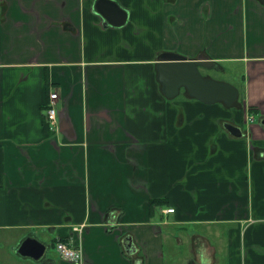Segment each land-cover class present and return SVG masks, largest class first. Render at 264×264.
<instances>
[{
	"label": "crops",
	"instance_id": "crops-1",
	"mask_svg": "<svg viewBox=\"0 0 264 264\" xmlns=\"http://www.w3.org/2000/svg\"><path fill=\"white\" fill-rule=\"evenodd\" d=\"M95 1L0 0V232L82 253L55 264H264V0H113L119 27ZM165 52L243 65L260 123L167 98Z\"/></svg>",
	"mask_w": 264,
	"mask_h": 264
},
{
	"label": "water",
	"instance_id": "water-1",
	"mask_svg": "<svg viewBox=\"0 0 264 264\" xmlns=\"http://www.w3.org/2000/svg\"><path fill=\"white\" fill-rule=\"evenodd\" d=\"M94 7L102 16L105 26H123L128 20V11L116 1L97 0ZM215 66L216 64L205 55L188 59L173 52L161 54L159 56L158 72L166 97L173 99L181 91H186L190 98L207 105L223 103L226 107L231 108L239 99V90L226 82L207 78L202 73V70L211 69ZM261 123L264 125V120ZM225 128L233 136L243 137V131L240 127L232 123H226ZM125 247L129 252L136 251L133 247V237H127ZM50 248H52L51 244H45L36 238L28 237L22 241L16 252L23 258L40 261ZM53 259H50L49 264H55Z\"/></svg>",
	"mask_w": 264,
	"mask_h": 264
},
{
	"label": "rangeland",
	"instance_id": "rangeland-1",
	"mask_svg": "<svg viewBox=\"0 0 264 264\" xmlns=\"http://www.w3.org/2000/svg\"><path fill=\"white\" fill-rule=\"evenodd\" d=\"M224 71L223 72H206L207 74H210L213 76V78L217 81L226 82L230 85L235 86L236 88H241L242 82L244 81L245 77V70L243 65L237 64V63H231V62H225L223 64ZM185 96L184 92L180 95V98H183ZM256 123L255 125L259 124L261 121V115L259 113H255ZM245 121V116H244ZM251 164V163H250ZM24 230H4L0 232V260L3 261L5 264H11V261H13L14 264H49L47 262L48 259H53V256L57 254V250L50 248L49 251L47 250L45 256L39 261L35 262L32 259L29 258H21L18 255H10V252L18 247L22 242L23 239L18 243H15V238L19 235L26 234V236L29 234L30 231L23 232ZM35 234V233H34ZM25 236V237H26ZM24 237V238H25ZM41 240L48 241V237H45L43 234L39 235ZM7 241V242H6ZM8 242L10 243L8 245ZM15 246V247H13ZM45 261V262H43ZM56 264H59L58 262Z\"/></svg>",
	"mask_w": 264,
	"mask_h": 264
},
{
	"label": "built area",
	"instance_id": "built-area-1",
	"mask_svg": "<svg viewBox=\"0 0 264 264\" xmlns=\"http://www.w3.org/2000/svg\"><path fill=\"white\" fill-rule=\"evenodd\" d=\"M58 95L57 93L52 92L50 94V101L46 109V118L47 123L49 125V129L51 131L57 130V124H58V113L56 109ZM246 114H247V122H253L255 116L251 114L249 108H246ZM174 209H168L165 210L166 213H173ZM56 249L59 252L60 256L63 259L73 261L75 263H80L82 260V253L80 250L75 248L74 246L70 245V243L58 241L56 245Z\"/></svg>",
	"mask_w": 264,
	"mask_h": 264
},
{
	"label": "trees",
	"instance_id": "trees-1",
	"mask_svg": "<svg viewBox=\"0 0 264 264\" xmlns=\"http://www.w3.org/2000/svg\"><path fill=\"white\" fill-rule=\"evenodd\" d=\"M240 98H241V102H240V104L242 105V103L244 102V92L242 91V92H240ZM228 109H231V108H229V107H227ZM250 111H251V113H256V110L255 109H253V108H251L250 109ZM244 116H245V111H244V109H243V107L241 106L240 107V115H239V118H240V120H241V124H243V121H244ZM162 204H164V202H163V200H151L150 201V207H151V210L155 207V206H159V205H162ZM175 210V209H174ZM62 242H65V241H62Z\"/></svg>",
	"mask_w": 264,
	"mask_h": 264
},
{
	"label": "flooded vegetation",
	"instance_id": "flooded-vegetation-1",
	"mask_svg": "<svg viewBox=\"0 0 264 264\" xmlns=\"http://www.w3.org/2000/svg\"><path fill=\"white\" fill-rule=\"evenodd\" d=\"M202 73H203V75H204L205 77L214 79L213 76L206 75V74L204 73V70H202ZM239 92H240V91H239ZM240 95H241V94H240ZM240 95H239V99H238V100L234 103V105L231 107L232 110H236V111H239V112H240V107H241V106L244 108V102L242 103V105L240 104V102H241ZM262 119L264 120V117H262ZM51 246H52V248H53L54 245L51 244Z\"/></svg>",
	"mask_w": 264,
	"mask_h": 264
}]
</instances>
